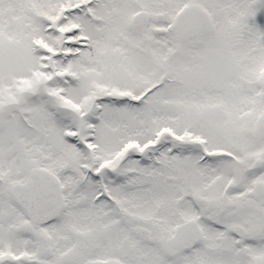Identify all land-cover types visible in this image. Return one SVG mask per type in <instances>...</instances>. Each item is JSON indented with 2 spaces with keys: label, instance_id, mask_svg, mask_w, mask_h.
<instances>
[{
  "label": "snow or ice",
  "instance_id": "obj_1",
  "mask_svg": "<svg viewBox=\"0 0 264 264\" xmlns=\"http://www.w3.org/2000/svg\"><path fill=\"white\" fill-rule=\"evenodd\" d=\"M170 48L222 66L174 88ZM25 97L0 264H264V0H0V107Z\"/></svg>",
  "mask_w": 264,
  "mask_h": 264
},
{
  "label": "rangeland",
  "instance_id": "obj_2",
  "mask_svg": "<svg viewBox=\"0 0 264 264\" xmlns=\"http://www.w3.org/2000/svg\"><path fill=\"white\" fill-rule=\"evenodd\" d=\"M147 57L153 59L155 66L147 69L148 72L167 81L169 85L171 82L170 86L174 88L195 82L205 60L204 57H199L190 50L180 48L149 52ZM9 131L14 130L9 129Z\"/></svg>",
  "mask_w": 264,
  "mask_h": 264
},
{
  "label": "clouds",
  "instance_id": "obj_3",
  "mask_svg": "<svg viewBox=\"0 0 264 264\" xmlns=\"http://www.w3.org/2000/svg\"><path fill=\"white\" fill-rule=\"evenodd\" d=\"M221 66V61L211 57L205 58L203 66L195 81L211 75L213 71L218 70ZM177 88H179V86ZM24 100L25 102L20 105L0 107V151L9 150L10 145L19 138L16 133L27 129V125H24L23 122L20 121L22 115L21 109L29 106L27 97H25ZM12 113H15V121H12V117L10 116ZM9 129L14 131L10 132Z\"/></svg>",
  "mask_w": 264,
  "mask_h": 264
},
{
  "label": "trees",
  "instance_id": "obj_4",
  "mask_svg": "<svg viewBox=\"0 0 264 264\" xmlns=\"http://www.w3.org/2000/svg\"><path fill=\"white\" fill-rule=\"evenodd\" d=\"M152 62H153V59L150 57H147L146 67L151 66Z\"/></svg>",
  "mask_w": 264,
  "mask_h": 264
}]
</instances>
